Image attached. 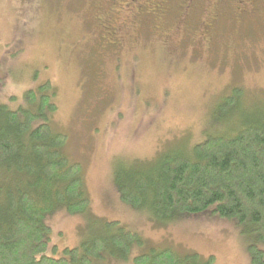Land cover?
I'll list each match as a JSON object with an SVG mask.
<instances>
[{
  "label": "rangeland",
  "instance_id": "374dc122",
  "mask_svg": "<svg viewBox=\"0 0 264 264\" xmlns=\"http://www.w3.org/2000/svg\"><path fill=\"white\" fill-rule=\"evenodd\" d=\"M46 83L57 107L46 122L82 166L89 207L46 218L45 254L113 234L106 224L115 222L142 243L106 264H133L153 249L252 264L250 247L264 251L248 227L211 210L156 220L122 202L115 182L124 166L153 168L241 111L264 108V0H0V104L38 114L25 96ZM237 88L242 106L220 113Z\"/></svg>",
  "mask_w": 264,
  "mask_h": 264
},
{
  "label": "trees",
  "instance_id": "16d2710c",
  "mask_svg": "<svg viewBox=\"0 0 264 264\" xmlns=\"http://www.w3.org/2000/svg\"><path fill=\"white\" fill-rule=\"evenodd\" d=\"M51 89L46 83L38 93L26 94L38 114L0 104V264L126 261L142 240L116 222L106 224L108 230L116 229L113 234L66 248L61 257L45 254L51 236L46 218L60 208L79 215L89 207L82 166L65 155L67 137L46 122V114L57 109ZM243 96L234 89L218 105L219 112L238 109ZM38 117L44 121L35 127ZM223 127L188 153L163 156L153 168L122 167L115 179L122 202L136 210L147 206L159 221L211 210L248 227L264 244V108L243 110ZM250 256L252 264H264V251L256 245L250 247ZM133 264H215V259L153 249L136 256Z\"/></svg>",
  "mask_w": 264,
  "mask_h": 264
},
{
  "label": "flooded vegetation",
  "instance_id": "af4514ba",
  "mask_svg": "<svg viewBox=\"0 0 264 264\" xmlns=\"http://www.w3.org/2000/svg\"><path fill=\"white\" fill-rule=\"evenodd\" d=\"M219 1H222V0H219Z\"/></svg>",
  "mask_w": 264,
  "mask_h": 264
}]
</instances>
